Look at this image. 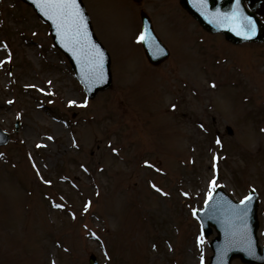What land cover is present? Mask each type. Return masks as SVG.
I'll list each match as a JSON object with an SVG mask.
<instances>
[{
    "label": "rangeland",
    "instance_id": "374dc122",
    "mask_svg": "<svg viewBox=\"0 0 264 264\" xmlns=\"http://www.w3.org/2000/svg\"><path fill=\"white\" fill-rule=\"evenodd\" d=\"M81 2L111 60L91 100L46 24L0 0V128L15 139L0 148V264H206L214 234L191 213L216 186L255 190L262 245L264 43L208 34L178 0ZM140 10L163 66L144 61Z\"/></svg>",
    "mask_w": 264,
    "mask_h": 264
},
{
    "label": "water",
    "instance_id": "95a60500",
    "mask_svg": "<svg viewBox=\"0 0 264 264\" xmlns=\"http://www.w3.org/2000/svg\"><path fill=\"white\" fill-rule=\"evenodd\" d=\"M30 4L35 11L51 29L54 45L70 59V65L76 77L81 82L89 97L97 90L107 87L109 78V59L103 48L94 38L88 17L84 8L77 0L78 8L83 16L79 35H73L71 39L65 34L62 27H58L59 21L54 22L45 14L46 6L42 0H24ZM137 1V0H136ZM249 8L253 9L262 0H246ZM264 1V0H263ZM185 7L200 24L211 32L221 31L227 39L234 43L245 40L262 39L259 24L254 15L243 7V0H181ZM238 10V11H237ZM237 15L251 17L255 21L254 34L245 33L239 25L225 22V17ZM143 32L142 46L147 61L152 65H158L167 58L168 52L152 33L151 24L145 14H141ZM237 30H233V29ZM238 31L240 34H238ZM9 137L0 131V145L8 142ZM250 200L236 203L230 200L222 191L217 190L211 199L205 204V209L196 212L203 236L210 235L213 227L217 237L210 243L213 256L209 264H230L232 259L238 258L245 264H263L264 248L260 251L257 246L256 230V197L253 193ZM247 207L246 214L241 210ZM249 242L254 254H249Z\"/></svg>",
    "mask_w": 264,
    "mask_h": 264
},
{
    "label": "snow or ice",
    "instance_id": "6c2138e0",
    "mask_svg": "<svg viewBox=\"0 0 264 264\" xmlns=\"http://www.w3.org/2000/svg\"><path fill=\"white\" fill-rule=\"evenodd\" d=\"M42 2L46 6L45 14L48 15L50 19H53L54 22L57 20L59 21L58 27H62L64 29L65 34L69 37V39H71L73 35H79L83 16L78 8L77 0H42ZM204 2L206 3L207 0H204ZM237 4H239V0H237ZM225 22L239 25L240 28L247 34H254L255 32V21H253L251 17L244 16L243 14L237 15V13L234 12L231 17H225ZM233 30L237 29L234 28ZM238 34H240L239 31ZM4 47H7V45ZM70 103L74 104L76 102L70 101ZM217 142L219 143V141ZM153 187H155V185ZM250 199L251 197L245 198L246 201ZM241 211L246 214L247 207L245 206V208ZM249 254H254L250 242Z\"/></svg>",
    "mask_w": 264,
    "mask_h": 264
}]
</instances>
